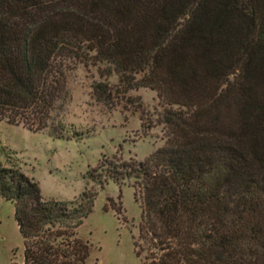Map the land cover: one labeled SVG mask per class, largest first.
I'll use <instances>...</instances> for the list:
<instances>
[{
    "label": "trees",
    "instance_id": "16d2710c",
    "mask_svg": "<svg viewBox=\"0 0 264 264\" xmlns=\"http://www.w3.org/2000/svg\"><path fill=\"white\" fill-rule=\"evenodd\" d=\"M78 64L104 65L122 95L147 88L163 106V146L87 173L100 189H133L141 264H264V0H0V122L80 140L56 116ZM110 91L97 84L94 97ZM95 198L45 201L0 165L21 264H88L78 230Z\"/></svg>",
    "mask_w": 264,
    "mask_h": 264
},
{
    "label": "rangeland",
    "instance_id": "374dc122",
    "mask_svg": "<svg viewBox=\"0 0 264 264\" xmlns=\"http://www.w3.org/2000/svg\"><path fill=\"white\" fill-rule=\"evenodd\" d=\"M106 68L78 64L68 73L69 97L56 116L66 135L80 134V140H54L47 133L0 122V165H14L37 182L45 201L72 202L84 192H95L92 212L78 230V237L91 245L88 264H141L134 247L139 208L133 189L128 184L119 189L112 182L100 189L87 173L113 157L142 162L163 146L164 132L156 125L163 106L147 88L122 95L116 75L99 76ZM97 84L111 90L110 101L96 100ZM22 252L14 205L0 201V264H21Z\"/></svg>",
    "mask_w": 264,
    "mask_h": 264
}]
</instances>
